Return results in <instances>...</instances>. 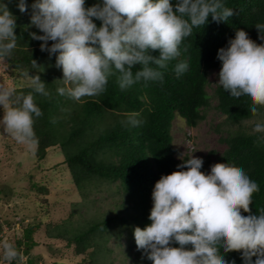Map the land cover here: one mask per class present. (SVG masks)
<instances>
[{
	"label": "clouds",
	"instance_id": "9594fccd",
	"mask_svg": "<svg viewBox=\"0 0 264 264\" xmlns=\"http://www.w3.org/2000/svg\"><path fill=\"white\" fill-rule=\"evenodd\" d=\"M17 7L30 15L25 30L33 26L39 30L29 35L41 42V52L55 55L64 82L58 94L77 102L103 93L112 76L121 91L140 81L162 85L164 70L181 55V45L194 28L206 25L210 15L220 23L236 14L222 0H177L174 5L171 0H97L87 7L85 0H33L30 13L27 0H18ZM255 26L264 41V23ZM16 27L8 4L0 3V58L4 60L17 46ZM157 50L159 55H153ZM217 59L219 85L230 97H248L252 101L248 110L256 114L257 106H264V43L257 44L245 30L237 29L227 46L218 49ZM32 66H38L35 59ZM188 68L187 61H180L174 72L179 77ZM26 75L31 89L27 94L0 84L4 113L0 127L34 152L39 143L34 123L43 115L35 96L50 93L38 74ZM139 116L130 113L121 123L140 127L144 121ZM251 134H260L257 140L264 143V122L255 123ZM203 163V158L191 154L177 170L156 181L148 216L151 223L133 230L137 250L152 264H235L225 259L221 249L239 252L243 264H264V208L258 214L250 208L253 194L260 190L258 183L242 167L217 162L206 174L201 171ZM2 247L9 264L18 259L12 243L4 242Z\"/></svg>",
	"mask_w": 264,
	"mask_h": 264
},
{
	"label": "trees",
	"instance_id": "16d2710c",
	"mask_svg": "<svg viewBox=\"0 0 264 264\" xmlns=\"http://www.w3.org/2000/svg\"><path fill=\"white\" fill-rule=\"evenodd\" d=\"M18 0H0L7 3L9 10L16 17L18 36L17 46L9 59H2L15 69L23 78L39 75L45 83L49 97L35 96V102L43 115L35 119L34 131L38 138V146L34 157L42 160L49 148H59L63 154L72 183L83 200L101 186H113L121 200L118 214L106 215L101 219L87 222L82 228L67 226L65 220L50 226L46 224L45 234L50 239L65 241L67 246L74 245L77 254L92 249L108 252V233L115 226L118 233L130 234L134 239V227L141 228L150 224L148 219L152 207V190L162 175L177 170L189 154L177 155L173 144L172 125L176 116L184 119L189 127H196L205 118L204 109L210 104L212 97L208 91L209 74L221 68L217 59V51L226 47L229 38L235 37L237 29L245 30L257 44L259 39L257 23H264V0H222L228 8L236 13L228 22L216 23L211 15L208 23L201 28H194L193 34L185 38L181 45V55L170 61L164 70V82H137L125 91H121L114 76L109 77L106 90L94 97H84L79 102L66 96H60L58 87L64 86L62 70L55 66V55L49 57L47 52H41L40 41L33 40L29 33L39 32L34 26L25 30L29 24L30 15L20 13ZM97 0H85V6H91ZM173 5L177 0H171ZM29 13L33 0H27ZM97 26L100 21L96 20ZM51 43V42H49ZM187 46V51L183 49ZM159 55L158 50L152 53ZM38 66H32V60ZM180 61H187L189 68L177 77L174 66ZM136 67H139L137 65ZM136 69H133L135 72ZM18 92L27 94L31 89L28 85L14 86ZM216 99V109L225 116V120L238 124L261 112L263 106H257L258 112L252 114L248 108L252 101L248 97L239 99L229 96L217 83L213 90ZM139 113L144 121L140 127H125L121 121L130 113ZM55 119L56 122L52 123ZM237 131L221 138L225 144L221 153L215 154L214 160H203L201 171L210 173L211 165L221 162L242 167L251 179L259 185V191L253 194L250 205L253 214L264 208V143L257 140L260 134ZM207 164L210 170L207 169ZM32 188L37 191H47L45 184L32 182ZM14 189L10 184L0 186L1 198L13 197ZM242 215L248 213L241 210ZM0 219L2 216L0 213ZM24 218V217H23ZM18 222H22V219ZM0 221V233L3 224ZM10 226L13 224L10 223ZM40 223L30 222L22 228V233L13 245L19 253L17 260L11 264H39L41 255H31L26 261L23 256L30 255L31 249L37 244L34 234ZM2 237V236H1ZM0 237V241L2 240ZM174 246H178L174 245ZM228 261L243 264L241 254L236 251L224 253ZM6 264L9 261L0 256ZM255 260V257H253ZM152 263V261H151ZM57 264V263H55Z\"/></svg>",
	"mask_w": 264,
	"mask_h": 264
},
{
	"label": "rangeland",
	"instance_id": "374dc122",
	"mask_svg": "<svg viewBox=\"0 0 264 264\" xmlns=\"http://www.w3.org/2000/svg\"><path fill=\"white\" fill-rule=\"evenodd\" d=\"M218 79L217 72L211 71L207 91L212 97L209 106L204 109L205 118L196 127L187 126L180 116L175 117L172 135L178 156L192 154L204 161H212L215 154L211 155L210 152L221 153L225 147L222 137L237 131L250 133L255 123L264 122V106L258 115L250 119L238 124L227 122L225 116L216 109V99L213 97ZM29 80L30 77L23 78L10 65L0 60V84L24 86L28 85ZM3 114L0 107V119ZM190 143L193 144L194 152L190 151ZM207 169L210 170L209 164ZM34 181L45 184L47 191L34 190ZM2 184H10L14 195L7 199L0 196V221L3 224L0 256H4V242L13 244L26 224L37 222L40 223L34 234L37 244L31 249L30 255L23 256V261L31 255H41L39 264H152L142 251L137 250L130 234L118 233L117 226L108 233L107 245L110 250L98 251L92 255L91 248L77 254L74 245L67 246L65 241L46 236L45 227L48 223L52 226L65 220L67 226L82 228L87 222L121 211L117 206L121 195L107 183L101 186L100 191L95 190L87 200H83L72 183L59 148H49L46 157L37 160L33 151L17 143L0 127V186ZM21 218L22 222L18 224ZM0 264L6 262L1 259Z\"/></svg>",
	"mask_w": 264,
	"mask_h": 264
},
{
	"label": "built area",
	"instance_id": "2783aa9c",
	"mask_svg": "<svg viewBox=\"0 0 264 264\" xmlns=\"http://www.w3.org/2000/svg\"><path fill=\"white\" fill-rule=\"evenodd\" d=\"M189 141V140H188ZM191 144V149H190V151L192 150V149H194L192 146H193V144L192 143H190Z\"/></svg>",
	"mask_w": 264,
	"mask_h": 264
}]
</instances>
